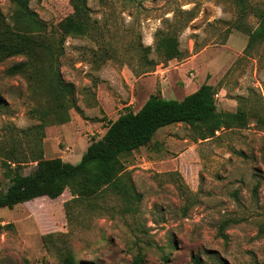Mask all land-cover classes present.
I'll return each instance as SVG.
<instances>
[{
    "label": "rangeland",
    "instance_id": "1",
    "mask_svg": "<svg viewBox=\"0 0 264 264\" xmlns=\"http://www.w3.org/2000/svg\"><path fill=\"white\" fill-rule=\"evenodd\" d=\"M247 4L236 29L235 0H88L89 33L74 35L72 0L30 1L48 32L65 37L60 70L76 86L82 112L45 129L46 159L76 165L109 121L137 112L157 91L180 101L200 83L217 89L218 111L241 109L247 122L204 141L185 124L161 128L121 159L131 198L109 189L83 199L67 189L56 200L0 209V224L13 225L0 231V264H62V243L91 264H134L137 257L141 264H264V43L246 52L264 0ZM13 8L0 0L4 16ZM166 35L178 38L181 59L165 61L157 51ZM21 59H0V141L9 126L39 124L29 114L26 81L6 75ZM18 146L29 153L27 138ZM34 167L24 164L22 173ZM8 183L0 158V191Z\"/></svg>",
    "mask_w": 264,
    "mask_h": 264
},
{
    "label": "trees",
    "instance_id": "2",
    "mask_svg": "<svg viewBox=\"0 0 264 264\" xmlns=\"http://www.w3.org/2000/svg\"><path fill=\"white\" fill-rule=\"evenodd\" d=\"M31 0H12L14 8L9 17L0 10V59L20 57L6 70L8 77L23 78L28 87L33 106L29 114L39 121L38 125L18 130L9 126L7 135L0 141L1 165L8 184L0 191V209L13 210L16 206L37 198L51 200L60 198L69 189L76 198H94L111 189L125 198L134 196L129 178L125 176L123 156L131 155L148 146L156 133L164 127L185 124L198 133V140H209L217 132L244 126L247 114L238 109L236 113L220 112L217 109V89L202 85L182 100L165 99L160 91L151 94L137 111L127 110L115 121H109L102 138L92 140L81 161L73 165L61 158L46 159L42 139L45 129L55 124H66L71 120L70 111L82 113L77 100V88L64 79L60 60L65 54L63 35H53L29 7ZM88 0H72L73 14L69 18L71 33L87 35L90 29ZM237 19L235 28L240 29L249 7L247 0H235ZM259 24L249 29L246 52L253 51L264 43V9L258 12ZM157 51L165 61L181 59L178 38L175 35L161 36ZM2 102L0 100V107ZM27 138L29 153L18 146L20 137ZM35 163L34 169L25 175L24 164ZM67 204V203H66ZM67 216L68 212L66 211ZM12 224L1 225L0 231ZM258 233L264 237V220ZM53 235L44 237L52 238ZM48 247L49 243H45ZM62 264H91L77 260L62 243ZM137 257L134 264H141ZM199 264V260L195 261ZM25 264H30L28 260ZM252 264H259L254 259Z\"/></svg>",
    "mask_w": 264,
    "mask_h": 264
},
{
    "label": "crops",
    "instance_id": "3",
    "mask_svg": "<svg viewBox=\"0 0 264 264\" xmlns=\"http://www.w3.org/2000/svg\"><path fill=\"white\" fill-rule=\"evenodd\" d=\"M201 85H202V83H200L197 87H195V90H194V91H196ZM194 91H193V92H194ZM188 94H190V93H188ZM188 94H187V95H188ZM163 97H164V96H163ZM164 98H165V97H164ZM165 99H166V98H165Z\"/></svg>",
    "mask_w": 264,
    "mask_h": 264
}]
</instances>
